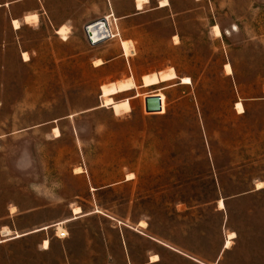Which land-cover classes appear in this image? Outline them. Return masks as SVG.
I'll use <instances>...</instances> for the list:
<instances>
[{
  "label": "rangeland",
  "instance_id": "obj_1",
  "mask_svg": "<svg viewBox=\"0 0 264 264\" xmlns=\"http://www.w3.org/2000/svg\"><path fill=\"white\" fill-rule=\"evenodd\" d=\"M171 1L142 21L129 57L137 89L113 97L129 100L119 115L101 106L107 76L88 41L29 29L16 41L0 13V264H100L103 239L115 248L102 216L64 226L68 263L61 252L77 207L145 223L206 264H264V0ZM110 69L130 77L124 62ZM169 69L177 79L142 88V75ZM148 96L160 112H145Z\"/></svg>",
  "mask_w": 264,
  "mask_h": 264
},
{
  "label": "crops",
  "instance_id": "obj_2",
  "mask_svg": "<svg viewBox=\"0 0 264 264\" xmlns=\"http://www.w3.org/2000/svg\"><path fill=\"white\" fill-rule=\"evenodd\" d=\"M141 1L142 8L138 10L136 6L137 0H0V13L5 16L7 25L16 41L19 40V32L23 29L32 30L38 33L39 36H42L44 32L62 42H67L75 34L81 35L87 41L84 33L85 26L99 19H106L110 31L116 36L95 47L88 44L91 48V52H89L91 66L94 69L102 70L103 73L105 72L107 80L104 85L107 86L124 81L122 76L126 75L125 69L116 71L110 69L113 63L124 62L129 70V78H132L136 84L131 75L130 60L123 55L121 42H130L132 46L134 45L133 43L138 44L143 32L150 27L148 24H143L142 21L155 13L167 12L172 5L171 0H164L168 3L166 6H161L163 0ZM192 1L198 4L205 0ZM17 10L20 13L16 15L14 12ZM33 16L36 17L35 21H25V18ZM14 20L19 23L18 30L13 29L12 22ZM60 26H63L62 28L66 27L65 29L68 28L66 41H63L59 35ZM20 45V60L22 65H27L31 61L30 58L28 62H23L21 56L22 53L29 55L30 47L23 41ZM95 61L102 62V65L94 66ZM145 75H142L141 78ZM82 214L84 216L77 217L61 225V228L63 230L66 225L78 224L85 218L102 216L106 221V230L111 232L115 238V248L113 249V244L107 241L106 238L103 239L102 252L99 256L96 255L97 258L102 259L100 264H206L199 258L185 253L182 249L152 237L144 231L145 229H139L137 225L131 227L103 213L95 214L92 211L85 214L82 212ZM71 215L69 219L73 217L72 211ZM55 225L50 226V228H54L57 231V225ZM67 231V234L64 237H58L57 241L61 243V252L68 263L71 250L66 244L70 239V234ZM143 240L144 247H142L141 243ZM47 241L49 244L48 249H41L44 253L52 251L51 243L49 240ZM113 252L116 253L115 259L113 258ZM154 256L158 257V259L151 261V257ZM91 259L94 260V257L92 256ZM217 263L218 259L214 264Z\"/></svg>",
  "mask_w": 264,
  "mask_h": 264
},
{
  "label": "bare ground",
  "instance_id": "obj_3",
  "mask_svg": "<svg viewBox=\"0 0 264 264\" xmlns=\"http://www.w3.org/2000/svg\"><path fill=\"white\" fill-rule=\"evenodd\" d=\"M143 1H145V0H143ZM136 3H137L136 6H137L138 10L140 8H142L141 7V3H142L141 0H137ZM167 4L168 3H166V1H164V0H163V2H161V6H166ZM34 15H36V14H34ZM109 17L111 18V16H109ZM25 19H26L25 21L30 22V21H35L36 17L35 16L27 17ZM12 26H13V29H15V30L19 29V23L17 21H15V20L12 22ZM62 27L59 30V35H60V37H61V39L63 41H66L67 40V29L68 28L65 29L66 28L65 26H64L65 28H62ZM213 32H214V35L216 37H220L221 36L220 29L217 26L213 27ZM113 37H115L114 34H113ZM121 49H122V51L124 53V56L126 58H129L132 55V50H131L132 49V44L130 42H125V41L121 42ZM22 58H23V60L25 62L29 60V57H28V55L26 53H22ZM95 63H96L97 66H99L102 62L97 61ZM224 70H225L227 75H230L232 73L231 68H230V66L228 64H226L224 66ZM175 79H177V76H176V73H175V71L173 69H169L167 72L161 73V74H158V73L154 74L153 73V74H150V75L142 77V88H149V87L157 86V85H159L161 83L170 82V81H173ZM179 81L181 82L182 85H188V84L191 83L190 79L186 78V77L180 78ZM135 89H137V86L134 83V81L132 79H130V78L128 80L126 79V80H124L122 82H119L117 84H111V85H108V86H104L103 85L101 87V99L103 100L101 106L103 108H110L114 112V114H116V115H119L121 113H128L131 110L130 109L129 100L128 99H123L121 101L115 102L113 97L118 96V95H122L124 93H128V92L134 91ZM138 96H140V94L137 93L136 97H138ZM235 110H236V112L238 114H243L244 113V110H243V107H242L241 103H236L235 104ZM53 133L56 136H59V132L56 129L53 131ZM131 179H132V175H128L127 176V180H131ZM261 186H262V184L259 183L258 184V188H261ZM218 206H219L220 209H223L224 208L223 202L219 201L218 202ZM73 213L75 215H79L78 217L82 216V212H81L80 208H78V207L74 208ZM140 227L145 229L146 228V224L141 222ZM3 234L9 235L10 232L9 231H4ZM231 236H234V234H229V237H231ZM229 244H230L229 241H227L226 244H225V247H228ZM47 247H48V243H47V241H44L43 248L47 249ZM157 259H158V257H156V256L151 257V261H156Z\"/></svg>",
  "mask_w": 264,
  "mask_h": 264
},
{
  "label": "water",
  "instance_id": "obj_4",
  "mask_svg": "<svg viewBox=\"0 0 264 264\" xmlns=\"http://www.w3.org/2000/svg\"><path fill=\"white\" fill-rule=\"evenodd\" d=\"M86 39L90 46L95 47L110 40V33L106 19L94 21L84 28ZM146 113H157L161 111V102L158 97H147L144 100Z\"/></svg>",
  "mask_w": 264,
  "mask_h": 264
},
{
  "label": "built area",
  "instance_id": "obj_5",
  "mask_svg": "<svg viewBox=\"0 0 264 264\" xmlns=\"http://www.w3.org/2000/svg\"><path fill=\"white\" fill-rule=\"evenodd\" d=\"M108 23V22H107ZM108 28H109V26H108ZM109 33H110V39H112L113 38V34H112V32L110 31V29H109ZM116 36V35H115ZM161 102V101H160Z\"/></svg>",
  "mask_w": 264,
  "mask_h": 264
}]
</instances>
